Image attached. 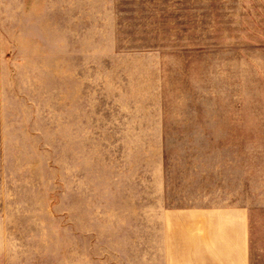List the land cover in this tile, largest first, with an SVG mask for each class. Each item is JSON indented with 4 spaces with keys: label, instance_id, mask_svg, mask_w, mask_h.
<instances>
[{
    "label": "rangeland",
    "instance_id": "374dc122",
    "mask_svg": "<svg viewBox=\"0 0 264 264\" xmlns=\"http://www.w3.org/2000/svg\"><path fill=\"white\" fill-rule=\"evenodd\" d=\"M0 264H264V0H0Z\"/></svg>",
    "mask_w": 264,
    "mask_h": 264
},
{
    "label": "crops",
    "instance_id": "0c3cea01",
    "mask_svg": "<svg viewBox=\"0 0 264 264\" xmlns=\"http://www.w3.org/2000/svg\"><path fill=\"white\" fill-rule=\"evenodd\" d=\"M241 244V247L243 246V244L242 243H240ZM240 249V248H239ZM242 250V249H241Z\"/></svg>",
    "mask_w": 264,
    "mask_h": 264
}]
</instances>
